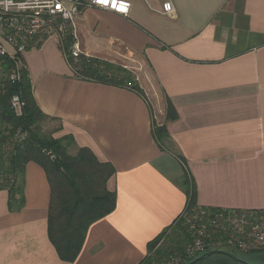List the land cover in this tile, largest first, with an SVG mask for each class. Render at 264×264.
<instances>
[{
    "label": "crops",
    "instance_id": "0c3cea01",
    "mask_svg": "<svg viewBox=\"0 0 264 264\" xmlns=\"http://www.w3.org/2000/svg\"><path fill=\"white\" fill-rule=\"evenodd\" d=\"M129 1L128 17L84 9L77 30L86 57L133 64L143 95L78 79L54 42L24 59L52 136L115 169L116 210L89 228L75 262L62 260L49 237L50 182L30 162L20 210L0 190V264H140L186 209L181 158L199 207L264 211V0ZM154 124L166 126L163 148Z\"/></svg>",
    "mask_w": 264,
    "mask_h": 264
},
{
    "label": "trees",
    "instance_id": "16d2710c",
    "mask_svg": "<svg viewBox=\"0 0 264 264\" xmlns=\"http://www.w3.org/2000/svg\"><path fill=\"white\" fill-rule=\"evenodd\" d=\"M2 68L5 77L11 73L14 64L7 61ZM76 68L74 74L78 79L120 88L131 84L143 95L133 75L121 66L82 56ZM0 84L3 86L0 95V190L10 194V210H20L24 205L26 166L30 162L40 165L48 176L52 193L50 240L62 260L75 262L89 228L116 210V194L107 188L115 169L109 163L100 162L86 148L71 155L69 150L76 146L71 136L55 139L52 134H43L41 125L50 119L36 104L26 66L18 71L15 82L3 78ZM15 96L25 104L20 116L14 113L10 104ZM176 119V111L168 103L166 121ZM153 133L163 148L167 140L166 126L154 124ZM180 161L184 170L182 185L188 199L186 209L172 226L148 243V256L140 264H170L174 259L179 261L178 264H264V249L243 253L227 246L226 239L219 237L208 241L204 251L188 254L194 239L186 219L201 207L197 205L195 181L186 162L182 158ZM218 243L222 245L218 246Z\"/></svg>",
    "mask_w": 264,
    "mask_h": 264
},
{
    "label": "built area",
    "instance_id": "2783aa9c",
    "mask_svg": "<svg viewBox=\"0 0 264 264\" xmlns=\"http://www.w3.org/2000/svg\"><path fill=\"white\" fill-rule=\"evenodd\" d=\"M88 7L128 17L132 3L129 0H0V67L7 61L14 64L5 80L15 82L18 71L25 66V57L49 42L59 46L74 72L81 57L85 56L77 21ZM173 12L171 2L163 4V14ZM127 88L135 91L131 84ZM2 89L0 84V95L3 94ZM10 104L14 113L20 116L25 104L17 96ZM199 210L198 216L186 219L194 239L193 246L188 249L189 255L204 251L207 242L218 237L225 238L227 246L243 253L264 249V211H218L208 216L206 209ZM220 243L218 246L222 245ZM178 263L174 259L170 264Z\"/></svg>",
    "mask_w": 264,
    "mask_h": 264
},
{
    "label": "rangeland",
    "instance_id": "374dc122",
    "mask_svg": "<svg viewBox=\"0 0 264 264\" xmlns=\"http://www.w3.org/2000/svg\"><path fill=\"white\" fill-rule=\"evenodd\" d=\"M115 65L121 66L123 69H126L128 72H130L133 75V77L135 79V82L138 84V82H137V78H138L137 75L139 73L133 71L134 70L133 67H135V66H133V64H131V63H129V64L122 63V64H115ZM1 76L3 77V74L0 75V78H2ZM56 126H57L56 123H52V122L46 121V122H44L41 125V129H42L43 134H45V135H51L52 132L56 129ZM200 213H201V210L195 209V211L193 212V214H190L189 217H190V219H192L193 218V215L198 216ZM214 213H216V212H209L208 211L206 214H208V216H211V214H214ZM164 245H165V243L163 241L162 242V246L164 247ZM161 264H165V263H161ZM167 264H169V263H167Z\"/></svg>",
    "mask_w": 264,
    "mask_h": 264
}]
</instances>
